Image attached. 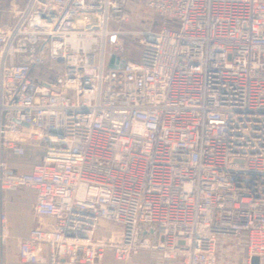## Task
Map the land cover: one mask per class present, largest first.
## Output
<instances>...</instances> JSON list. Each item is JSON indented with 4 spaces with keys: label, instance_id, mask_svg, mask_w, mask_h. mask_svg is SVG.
<instances>
[{
    "label": "built area",
    "instance_id": "1",
    "mask_svg": "<svg viewBox=\"0 0 264 264\" xmlns=\"http://www.w3.org/2000/svg\"><path fill=\"white\" fill-rule=\"evenodd\" d=\"M26 1L0 15V196L31 190L34 225L0 205V253L264 264V0Z\"/></svg>",
    "mask_w": 264,
    "mask_h": 264
},
{
    "label": "crops",
    "instance_id": "2",
    "mask_svg": "<svg viewBox=\"0 0 264 264\" xmlns=\"http://www.w3.org/2000/svg\"><path fill=\"white\" fill-rule=\"evenodd\" d=\"M27 160L28 162L23 164L20 162L15 164H10V162H8L7 165L9 168L14 169L16 171L25 172L30 170L31 161H32L30 158H28ZM32 199H33V192L31 190L4 191L1 193L0 196L1 209L2 212L9 217L10 219L9 228L12 235L15 237H20L25 235L34 225V222L29 215V209L32 203ZM35 223L37 225H40L42 224V221H37ZM7 249L6 251L0 253V264H20L17 261V258L14 257L10 258L6 256ZM46 260L47 258L44 255L42 264H46ZM107 261H108V256L104 259L103 264H108ZM113 262L122 264L114 260Z\"/></svg>",
    "mask_w": 264,
    "mask_h": 264
},
{
    "label": "rangeland",
    "instance_id": "3",
    "mask_svg": "<svg viewBox=\"0 0 264 264\" xmlns=\"http://www.w3.org/2000/svg\"><path fill=\"white\" fill-rule=\"evenodd\" d=\"M27 2L26 0H0V15H8L10 17L14 16L15 13L17 12V10L19 9V7L23 4ZM22 2V3H19ZM131 20L133 23H137L139 26H147L151 23V16L149 15V13H147L146 11H140L137 14H133L131 17ZM132 50H136L135 46H132ZM131 51L129 49V51H127V54H129V56H135L136 52ZM51 69L52 71L49 72L47 70V66H45V68H42L41 70V76H39L40 80L46 84H52V83H57L58 82V68L56 67V65H51ZM28 158H30L31 164L35 161L34 157L31 155L25 156L20 160L17 159H11L9 160L10 164H15V163H26L28 162ZM21 172V171H20ZM117 227V226H114ZM230 244H236V247L240 250L242 248V241L241 240H235V242H231ZM227 246L228 245H222L219 249V255H220V259H221V264H239V260L234 258L233 256H235L232 252H230L229 250H227ZM17 247H18V243L16 241H11L8 244V249H7V253L6 256L7 257H14L16 258V253H17ZM240 255L237 253V256ZM108 264H118L113 262V260L110 259V257L108 256Z\"/></svg>",
    "mask_w": 264,
    "mask_h": 264
},
{
    "label": "water",
    "instance_id": "4",
    "mask_svg": "<svg viewBox=\"0 0 264 264\" xmlns=\"http://www.w3.org/2000/svg\"><path fill=\"white\" fill-rule=\"evenodd\" d=\"M29 11H30V8H29ZM114 59L112 58L111 59V63H112V61H113ZM112 66V65H111ZM258 258L257 257H253L252 259H251V264H258Z\"/></svg>",
    "mask_w": 264,
    "mask_h": 264
}]
</instances>
